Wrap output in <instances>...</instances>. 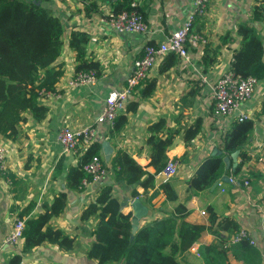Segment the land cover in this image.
I'll list each match as a JSON object with an SVG mask.
<instances>
[{"label": "crops", "instance_id": "obj_1", "mask_svg": "<svg viewBox=\"0 0 264 264\" xmlns=\"http://www.w3.org/2000/svg\"><path fill=\"white\" fill-rule=\"evenodd\" d=\"M118 1L62 0L57 3L66 11L61 15L65 23V46L55 63L62 74L56 85L57 91L44 100L48 108L46 118L37 123L27 115L26 122L18 128L19 136L15 141L0 137V143L6 146L8 153L7 171L0 179V264H9L16 254H22L21 264H99L87 255L94 241L92 231L96 220L84 222L81 216L94 202L100 187L110 184L114 186V196L124 214H132L131 202L136 199L132 197L134 189L142 194L139 200L148 209V215L141 219L139 230L155 220L162 222L153 238L162 237L176 226L174 211L183 204L189 212L186 222L210 227L229 242L237 234L222 229L223 225L236 223L240 230H247L255 242L251 246L259 253V258L252 262L264 264V80L259 81L252 99L242 106V111L249 117L247 121L253 125L246 146L250 159L241 174V181L248 180L249 186L236 187L226 183L192 197L187 193V181L201 164L210 157L222 155L221 142L236 121L235 118H215L213 89L221 70L230 68L233 52L239 48L238 26L250 21L255 7L264 8V0H212L207 15L196 22L193 32L207 40L206 50L210 58L215 59V64L206 68L201 60L205 46H189V63L178 57L173 63L167 56L150 71L119 113L125 114L127 123L111 142L108 137L110 126L97 123L109 92L125 86L135 61L143 55L147 44L164 42L187 21L193 10L192 0H135L139 12L136 11L143 16L149 30L145 34L118 35L98 23L100 18L117 14ZM255 26L264 34V22ZM72 30L84 32L90 38L86 59L99 65L98 80L94 85L68 87L79 64L74 51L68 47ZM159 122L162 124L158 136L163 140L172 138L166 154L168 160L177 165L174 177L167 178L163 171L156 175L155 187L148 190L147 196H143L142 186L115 183L113 172L108 169L101 184L74 187L72 170L81 163L87 149L79 142L76 151L65 152L58 140V133L64 126L75 130L94 127L95 141L101 144L109 141L114 154L116 150L124 151L144 171L154 175L156 170L151 165L147 141L149 129ZM197 125L200 132L187 145L186 132ZM101 157L104 160L102 149ZM169 182L178 196L175 202L169 201L161 189ZM153 193L157 195L149 203L147 198ZM61 194L65 196L66 208L59 216L52 217L49 224L55 231L60 230L74 240L71 251L43 243L23 252V243L19 248L5 244L19 213L33 205L29 216L37 218L46 213V207L52 206ZM209 208L217 216L212 226ZM216 240L211 231H206L196 244L200 250L201 245L208 246ZM198 256L188 251L180 261L182 264H203ZM229 264L246 263L230 253Z\"/></svg>", "mask_w": 264, "mask_h": 264}, {"label": "trees", "instance_id": "obj_2", "mask_svg": "<svg viewBox=\"0 0 264 264\" xmlns=\"http://www.w3.org/2000/svg\"><path fill=\"white\" fill-rule=\"evenodd\" d=\"M52 2L54 0H0V137L5 139L12 141L17 139L18 128L26 122L27 115L37 123L43 121L48 112L44 100L48 93L57 91L56 85L62 74L57 70L55 63L65 46V23L51 8ZM117 6V13L138 11L135 0H119ZM261 22H264V8L255 7L250 21L238 26L236 36L240 44L233 52V61L230 64L235 74L244 78L254 77L259 81L264 80V34L255 24ZM89 41L86 33L72 30L68 38V47L74 51L79 62L77 73L95 71L98 76V63L86 59ZM207 47L208 45L203 50L201 60L206 68H209L216 61L213 57L210 58ZM168 58L173 63L178 60L174 54H170ZM126 123L125 114L117 116L108 135L111 142ZM161 124L159 122L149 129L150 136L147 141L155 174H148L131 156L124 151L116 150L111 161L108 164L104 162L106 168L113 172L115 183H124L132 187L142 186L143 196H147L148 190L155 187V176L161 173L169 162L166 153L172 145V138L163 140L158 136ZM252 129L253 125L249 121L233 122L221 142L222 155L205 160L195 175L187 181L189 197L212 189L216 183L226 184L222 182L224 175L232 174L239 183L244 182L241 181V174L250 159L246 146ZM199 132L198 125L188 130L185 136L186 144L189 145ZM101 149V142L95 141L84 153L81 163L73 168L72 177L76 189L86 177L85 164L94 156H101ZM236 151H239L237 167L233 171H225L224 157ZM161 189L169 201H177L178 196L171 182L162 185ZM156 195L157 193H153L147 201L150 203ZM141 196L142 194L134 189L132 197L140 199ZM32 208L33 205H30L18 214V218H26L23 252L43 243L71 251L74 240L60 230L55 231L49 224L52 217L64 212L66 208L64 194L59 195L52 206L46 207V213L37 218L29 216ZM208 210L212 226L217 221V216L212 208ZM188 214L187 208L179 204L173 215L176 226L162 237L153 238L157 226L162 223L155 220L141 228L134 239H131L132 214H124L121 211V204L114 196L112 184L102 185L94 202L89 204L81 216L84 222L96 220L92 231L94 241L89 246L87 255L99 264H182L180 258L206 231H211L217 240L208 246L201 245L198 259L203 264H229L230 253L246 264H255L252 261L259 258V253L249 241L234 245L210 227L186 222ZM221 228L236 234L240 231L236 223L223 225ZM21 262L22 254H16L9 264Z\"/></svg>", "mask_w": 264, "mask_h": 264}, {"label": "built area", "instance_id": "obj_3", "mask_svg": "<svg viewBox=\"0 0 264 264\" xmlns=\"http://www.w3.org/2000/svg\"><path fill=\"white\" fill-rule=\"evenodd\" d=\"M62 0H54L55 3ZM212 0H192V13L187 21L164 42L157 45L147 44L143 55L138 58L133 67L125 86L122 89H113L109 92L105 105L97 118V123H107L113 127L117 116L126 107L129 98L149 76L150 71L160 65L170 54L176 55L180 60L189 63L191 56L189 46L201 48L207 44V40L193 32L196 22L207 15L209 4ZM99 24L108 27L115 34L123 35L127 33L145 34L149 26L143 16L136 10L123 11L115 15L100 18ZM233 61V60H232ZM98 76L95 71L78 72L68 82L69 88H80L96 84ZM259 84V80L254 77L244 78L237 75L230 68H223L213 89V115L217 119L229 120L235 118L239 122L249 120L247 114L242 111L243 104L249 102ZM53 95L48 93L47 96ZM96 139L94 127H85L75 130L69 126H64L58 133V140L62 144L65 152L77 150L79 142L88 149ZM7 148L0 143V179L7 171L6 159ZM84 171L86 177L82 180L81 186L87 187L93 184H101L107 176V168L101 156H94L85 164ZM177 173V165L174 161H169L163 170L167 178H172ZM229 183L236 186H249V181L245 180L242 184L232 174L229 175ZM218 186H222L219 183ZM205 214V213H203ZM25 218H16L10 234L5 239V244L10 247L19 248L23 243V233L25 230ZM243 241H249L255 245L250 233L241 229L232 239V244L237 245ZM189 251L198 256L199 245L194 244Z\"/></svg>", "mask_w": 264, "mask_h": 264}, {"label": "water", "instance_id": "obj_4", "mask_svg": "<svg viewBox=\"0 0 264 264\" xmlns=\"http://www.w3.org/2000/svg\"><path fill=\"white\" fill-rule=\"evenodd\" d=\"M38 4H40V2H38ZM102 153H103L105 162L108 164L111 161V158L114 154V148L112 147L110 142L107 140L102 143ZM238 156H239V151H236L230 156L224 157L226 171L228 170L233 171L237 167L239 163ZM229 181H230L229 175H224L222 178V182L229 183ZM218 184L219 183H216L213 188L215 189L218 186ZM131 208H132L131 239H134L135 235L137 234L140 228L141 219L148 215V209L142 205V202L139 199H135L131 202Z\"/></svg>", "mask_w": 264, "mask_h": 264}, {"label": "rangeland", "instance_id": "obj_5", "mask_svg": "<svg viewBox=\"0 0 264 264\" xmlns=\"http://www.w3.org/2000/svg\"><path fill=\"white\" fill-rule=\"evenodd\" d=\"M51 8L55 11V13L58 15V16H61L63 13H66V11L64 10V8L60 9L58 7V4L55 3V2H52L51 3ZM59 8V9H58ZM62 17V16H61ZM64 21V19H63Z\"/></svg>", "mask_w": 264, "mask_h": 264}]
</instances>
